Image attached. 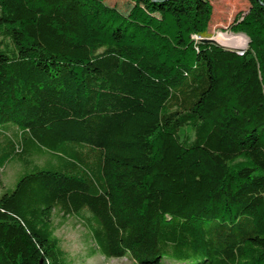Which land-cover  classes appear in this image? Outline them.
Listing matches in <instances>:
<instances>
[{"label":"trees","instance_id":"trees-1","mask_svg":"<svg viewBox=\"0 0 264 264\" xmlns=\"http://www.w3.org/2000/svg\"><path fill=\"white\" fill-rule=\"evenodd\" d=\"M128 1L199 38L211 25L212 0ZM246 2L226 30L251 34L264 60V0ZM10 162L27 171L0 195V264H73L55 217L86 231L90 257L264 264L250 49L179 46L101 0H0V169Z\"/></svg>","mask_w":264,"mask_h":264},{"label":"rangeland","instance_id":"rangeland-1","mask_svg":"<svg viewBox=\"0 0 264 264\" xmlns=\"http://www.w3.org/2000/svg\"><path fill=\"white\" fill-rule=\"evenodd\" d=\"M106 5L116 8L125 16L134 19L140 23L150 25L157 32L168 36L176 45L183 46L188 40H199L192 34V31L187 26L186 22L182 19L179 28H177L175 21L171 15L165 16V21L162 23L161 18L157 14H148L141 7L132 13L133 4L128 0H101ZM213 15L211 25L209 22L208 33L206 38L214 39L218 33L231 34L234 36H245L250 43H246L243 48H229L216 43L217 46L225 49H232L237 53H243L245 50L250 49L257 61L260 64V76L264 82V60L260 48L253 42L251 34L249 33H231L227 27L232 23L234 17L238 13H245L248 9L246 0H212ZM210 26V27H209ZM252 41V42H251ZM248 44V45H247ZM45 158L35 159L37 165H43ZM26 169L16 163L10 162L0 169V195L11 191L16 181L20 176L26 173ZM55 235L60 241L62 249L67 253V257L73 264H134L133 261L126 256L124 258H104L98 254L90 257V248L94 244L89 239L86 231L80 226L76 225L74 220L66 218L61 220L60 217L54 218Z\"/></svg>","mask_w":264,"mask_h":264},{"label":"bare ground","instance_id":"bare-ground-1","mask_svg":"<svg viewBox=\"0 0 264 264\" xmlns=\"http://www.w3.org/2000/svg\"><path fill=\"white\" fill-rule=\"evenodd\" d=\"M214 41L224 47H229V48H243L246 46V43H248L247 39L245 36L240 35V36H234L231 34H222L218 33L216 37H213Z\"/></svg>","mask_w":264,"mask_h":264},{"label":"water","instance_id":"water-1","mask_svg":"<svg viewBox=\"0 0 264 264\" xmlns=\"http://www.w3.org/2000/svg\"><path fill=\"white\" fill-rule=\"evenodd\" d=\"M199 41L200 42H204V43H211V44H215L216 45V43L212 39H209V38H199Z\"/></svg>","mask_w":264,"mask_h":264},{"label":"built area","instance_id":"built-area-1","mask_svg":"<svg viewBox=\"0 0 264 264\" xmlns=\"http://www.w3.org/2000/svg\"><path fill=\"white\" fill-rule=\"evenodd\" d=\"M238 54H241V53H238Z\"/></svg>","mask_w":264,"mask_h":264}]
</instances>
